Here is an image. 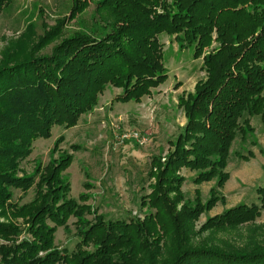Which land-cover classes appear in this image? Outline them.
Segmentation results:
<instances>
[{
  "label": "trees",
  "instance_id": "1",
  "mask_svg": "<svg viewBox=\"0 0 264 264\" xmlns=\"http://www.w3.org/2000/svg\"><path fill=\"white\" fill-rule=\"evenodd\" d=\"M99 7L115 14L111 26L120 25L106 40L82 35L63 45L61 54H71L64 70L63 58L0 70V143L8 144L0 147V165L6 168L0 171V206L12 210L6 216L9 224H0V237L23 235L16 225L19 219L30 222L25 232L31 235L1 246L0 264H138L150 258L156 262L164 237L174 243L165 250L169 256L164 264H264L263 245L226 250L229 247H192L185 240L190 218L209 211L219 199L216 194L229 178L226 169L237 136L247 140L255 117L264 123V0H102ZM161 34L176 36L181 47L193 48L207 78L182 98L187 123L170 141L173 151L165 163L154 158L149 176L156 182L143 198L142 206L150 210L143 220L107 221L88 205L89 195L73 199L70 184L61 177L72 155L38 167L39 181L15 173L33 152L34 142L50 138L55 126H76L108 86L122 90L118 101L140 103L165 83ZM58 66L60 77L51 72ZM184 168L195 172L193 183L198 186L217 181L206 203L196 198L195 206L186 202L178 210ZM33 186L38 194L32 203L23 207L9 203L11 189ZM257 192L260 204H240L207 219L203 229L254 221L264 210V186ZM84 212L93 214L97 222L82 231L78 251L53 249L57 228ZM87 244H93L94 250H83L81 245Z\"/></svg>",
  "mask_w": 264,
  "mask_h": 264
},
{
  "label": "rangeland",
  "instance_id": "2",
  "mask_svg": "<svg viewBox=\"0 0 264 264\" xmlns=\"http://www.w3.org/2000/svg\"><path fill=\"white\" fill-rule=\"evenodd\" d=\"M101 1L0 0V70L29 61L44 64L50 60L54 63L57 58L64 59L61 68L71 55L70 52L67 57L61 54L67 42L82 35L97 40L109 38L120 23L111 26L116 16L100 8ZM158 40L162 44L163 65L168 75L165 83L153 89L151 95L140 103L118 101L122 90L108 86L99 95L97 105L84 113L76 126H55L50 138L34 142L33 152L21 162L15 173L20 177L36 176L39 181L38 167L44 168L54 160L72 155V163L61 177L64 183L70 184L73 199L79 200L81 194L89 195L88 205L98 210V215L107 221L135 217L143 220L150 211L148 206H142L143 198L152 192L156 182V177L149 176L154 158L165 163L173 151L170 141L176 139L187 123L182 98L194 93L197 83L207 78L202 70L203 61L195 59L193 48L181 47L176 36L161 34ZM60 68L58 66L51 72L60 77ZM251 126L253 132L247 140L239 134L233 143L226 169L229 178L223 187L218 188L216 195L219 199L209 211L190 218L191 224L185 225L189 228L185 240L192 247L237 250L256 244L264 246V210L254 221L237 227L203 229L207 219L222 215L240 204H260L257 191L264 186V123L255 117ZM62 137L64 140L57 144ZM56 144L58 150H55ZM2 145L8 146L0 143V147ZM249 152L253 155L249 156ZM5 169L0 165V171ZM180 175L185 177V182L180 191L183 201L178 204V210L186 202L195 206L196 198L201 203L211 198L210 191L216 186V179L198 186L193 183L195 172L184 168ZM86 183L90 185L89 189L84 188ZM37 194L36 186L28 190L13 188L9 203L23 207L32 203ZM11 211L7 205L0 206V224H9L6 216ZM96 222L94 215L87 212L71 216L66 224L57 228L53 249L68 254L78 251L82 231ZM29 223L19 219L16 225L23 235L21 233L11 239L0 237V247L31 239V235L25 232ZM48 226L54 227L53 222L48 221ZM163 241V250L157 255L156 262L150 258L138 264H152L153 261L164 264L169 256L167 251L174 243L170 244L167 237ZM81 246L87 252L95 247L93 244ZM46 254L40 253L39 256ZM1 259L0 254V263Z\"/></svg>",
  "mask_w": 264,
  "mask_h": 264
},
{
  "label": "built area",
  "instance_id": "3",
  "mask_svg": "<svg viewBox=\"0 0 264 264\" xmlns=\"http://www.w3.org/2000/svg\"><path fill=\"white\" fill-rule=\"evenodd\" d=\"M125 140L127 139V137L124 138Z\"/></svg>",
  "mask_w": 264,
  "mask_h": 264
}]
</instances>
